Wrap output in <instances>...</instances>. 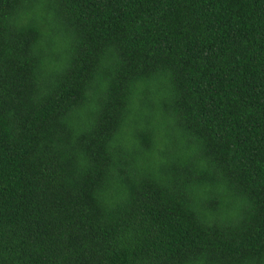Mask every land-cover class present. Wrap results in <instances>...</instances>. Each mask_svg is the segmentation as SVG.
Segmentation results:
<instances>
[{
	"label": "trees",
	"instance_id": "trees-1",
	"mask_svg": "<svg viewBox=\"0 0 264 264\" xmlns=\"http://www.w3.org/2000/svg\"><path fill=\"white\" fill-rule=\"evenodd\" d=\"M0 264H264V0H0Z\"/></svg>",
	"mask_w": 264,
	"mask_h": 264
}]
</instances>
